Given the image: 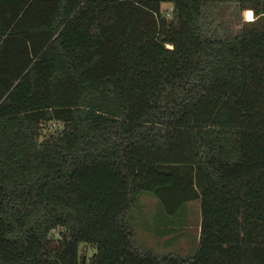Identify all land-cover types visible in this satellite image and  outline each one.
Segmentation results:
<instances>
[{
  "label": "trees",
  "instance_id": "16d2710c",
  "mask_svg": "<svg viewBox=\"0 0 264 264\" xmlns=\"http://www.w3.org/2000/svg\"><path fill=\"white\" fill-rule=\"evenodd\" d=\"M144 192L195 255L137 243ZM0 264H264V0H0Z\"/></svg>",
  "mask_w": 264,
  "mask_h": 264
},
{
  "label": "rangeland",
  "instance_id": "374dc122",
  "mask_svg": "<svg viewBox=\"0 0 264 264\" xmlns=\"http://www.w3.org/2000/svg\"><path fill=\"white\" fill-rule=\"evenodd\" d=\"M163 10L168 16H171L173 5L165 3ZM211 12L210 17L227 25L229 29L227 34L229 35L239 32L243 20H246L245 11H241L235 3H223ZM46 131L47 128L44 129V132ZM130 221L134 230L137 231L143 224L145 230L160 227L162 223L171 224L170 229L175 231V237L169 242L162 237V232H158L156 236L151 232L140 238L136 237V241L141 247L156 251L161 257L171 253L190 257L195 255L198 249L201 232V211L198 201L187 203L176 215L172 216L166 212L162 201L156 195L144 192L130 215ZM153 221L154 226L151 228ZM80 250L88 262L97 252L95 246L84 244L80 245Z\"/></svg>",
  "mask_w": 264,
  "mask_h": 264
},
{
  "label": "crops",
  "instance_id": "0c3cea01",
  "mask_svg": "<svg viewBox=\"0 0 264 264\" xmlns=\"http://www.w3.org/2000/svg\"><path fill=\"white\" fill-rule=\"evenodd\" d=\"M176 214H174V215H176ZM174 215H172V216H174ZM170 225L171 224L162 223L160 225V227L157 226V228H154L152 230H145L144 224H143V226H139V231L135 230V238L138 236L140 238V237L144 236L145 234H150L151 232L153 233L154 236H156L158 232L159 233L162 232L163 233L162 237L165 238V241L169 242L170 239L175 237V231H173L172 228L170 229ZM153 226H154V221L151 224V228Z\"/></svg>",
  "mask_w": 264,
  "mask_h": 264
},
{
  "label": "clouds",
  "instance_id": "9594fccd",
  "mask_svg": "<svg viewBox=\"0 0 264 264\" xmlns=\"http://www.w3.org/2000/svg\"><path fill=\"white\" fill-rule=\"evenodd\" d=\"M249 14H251V18H249ZM252 16H253V14H252V12L249 10V11L246 13V20L251 21V20H252Z\"/></svg>",
  "mask_w": 264,
  "mask_h": 264
},
{
  "label": "snow or ice",
  "instance_id": "6c2138e0",
  "mask_svg": "<svg viewBox=\"0 0 264 264\" xmlns=\"http://www.w3.org/2000/svg\"><path fill=\"white\" fill-rule=\"evenodd\" d=\"M249 18H251V14H249Z\"/></svg>",
  "mask_w": 264,
  "mask_h": 264
},
{
  "label": "water",
  "instance_id": "95a60500",
  "mask_svg": "<svg viewBox=\"0 0 264 264\" xmlns=\"http://www.w3.org/2000/svg\"><path fill=\"white\" fill-rule=\"evenodd\" d=\"M84 260H85V258H84Z\"/></svg>",
  "mask_w": 264,
  "mask_h": 264
}]
</instances>
